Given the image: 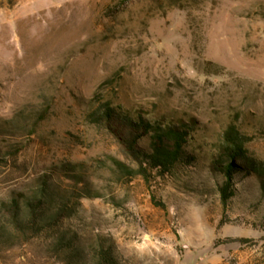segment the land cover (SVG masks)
<instances>
[{
    "label": "rangeland",
    "instance_id": "rangeland-1",
    "mask_svg": "<svg viewBox=\"0 0 264 264\" xmlns=\"http://www.w3.org/2000/svg\"><path fill=\"white\" fill-rule=\"evenodd\" d=\"M175 3L0 0V264H264L260 184L225 204L213 169L232 126L264 160V0ZM106 105L191 159L149 167Z\"/></svg>",
    "mask_w": 264,
    "mask_h": 264
},
{
    "label": "trees",
    "instance_id": "trees-1",
    "mask_svg": "<svg viewBox=\"0 0 264 264\" xmlns=\"http://www.w3.org/2000/svg\"><path fill=\"white\" fill-rule=\"evenodd\" d=\"M168 1L175 3L183 0ZM92 117L97 123L106 124L111 128L123 140L127 149L137 158H144V162L149 167H159L166 171H172L182 161L187 160L188 162V159H191L186 155L185 150L190 132L186 122L181 124L153 122L141 114L137 117L120 114L114 107L109 105L95 111ZM145 137L149 142L148 150L138 145V140ZM213 169L224 175L220 192L225 204L235 193L234 179L238 171L254 176L260 184L264 196V160H258L249 155L243 138L233 126L225 134L223 149L215 158ZM34 203L29 204V207L31 212L36 214L41 205L37 200ZM104 258L108 261L107 255H104Z\"/></svg>",
    "mask_w": 264,
    "mask_h": 264
}]
</instances>
